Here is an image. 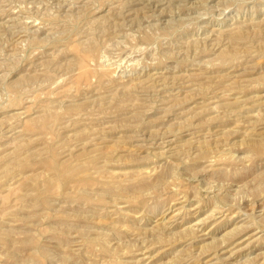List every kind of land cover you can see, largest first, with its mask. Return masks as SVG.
<instances>
[{
  "label": "rangeland",
  "instance_id": "obj_1",
  "mask_svg": "<svg viewBox=\"0 0 264 264\" xmlns=\"http://www.w3.org/2000/svg\"><path fill=\"white\" fill-rule=\"evenodd\" d=\"M0 264H264V0H0Z\"/></svg>",
  "mask_w": 264,
  "mask_h": 264
},
{
  "label": "bare ground",
  "instance_id": "obj_2",
  "mask_svg": "<svg viewBox=\"0 0 264 264\" xmlns=\"http://www.w3.org/2000/svg\"><path fill=\"white\" fill-rule=\"evenodd\" d=\"M134 186H135V185H134ZM141 187H142V186H141ZM146 188H147V187H146ZM137 190H138V188H137ZM137 190H136V191H137ZM138 191H139V190H138Z\"/></svg>",
  "mask_w": 264,
  "mask_h": 264
}]
</instances>
